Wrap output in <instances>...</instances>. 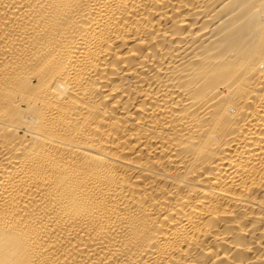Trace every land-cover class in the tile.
Listing matches in <instances>:
<instances>
[{
    "label": "bare ground",
    "instance_id": "1",
    "mask_svg": "<svg viewBox=\"0 0 264 264\" xmlns=\"http://www.w3.org/2000/svg\"><path fill=\"white\" fill-rule=\"evenodd\" d=\"M0 264H264V0H0Z\"/></svg>",
    "mask_w": 264,
    "mask_h": 264
}]
</instances>
